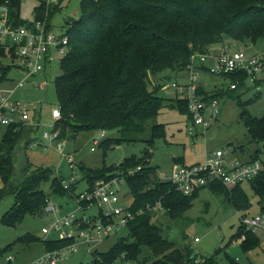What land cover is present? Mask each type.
<instances>
[{"label": "trees", "instance_id": "16d2710c", "mask_svg": "<svg viewBox=\"0 0 264 264\" xmlns=\"http://www.w3.org/2000/svg\"><path fill=\"white\" fill-rule=\"evenodd\" d=\"M14 4L16 11L13 15L19 19L18 24L31 22L20 13L22 3ZM63 4L60 2L53 8L51 23ZM80 8L81 17L67 22L70 50L61 62V75L54 80L59 89L62 113L58 126L62 138L93 129H118L120 137L104 140L106 151L112 144L139 141L147 129L148 120L159 115L165 100L159 96L163 84L156 81L158 74L166 73L165 80L177 78L193 54H208L209 47L223 42L225 37L233 41L230 43L248 41L255 47L264 43V0H81ZM42 9L44 4L40 3L36 10L40 13ZM206 68L203 66L205 72ZM12 69L0 61V81H6ZM220 76L230 79V83H238L237 88L239 84L248 86L246 74ZM259 83L257 81L256 85ZM236 89L229 85L227 90ZM199 93L207 101L223 94L208 92L203 85ZM175 104L188 113L186 100L178 99ZM240 107L251 139L264 141V116L253 117L245 103L240 102ZM24 132L23 129L11 131L0 142V179L3 184L0 200L9 194L15 198L13 208L4 218L9 225L19 224L27 215L41 214L50 196L43 191V183L52 182L53 194L70 196L61 186L64 176H53L51 168L38 166L31 170L26 166L22 177H17L13 153ZM163 136L165 124H153L151 137L146 139L147 148L140 157L128 156L115 169L104 167L98 172L82 167V179L88 180L89 184L99 179L124 177L135 197L132 206L127 208L133 216L124 227L128 229V236L120 238L106 252L94 251L91 264H115L123 256L124 260L138 261L145 246L152 250L153 258L146 257L140 264H216L219 251L199 260L192 254L191 245L177 247L165 238L164 227L155 220L157 210H164L174 219L181 217L201 190L187 195L158 178L157 167L150 161L155 138ZM255 158L251 156L250 160ZM138 166L141 167L139 171L127 175L130 169ZM249 183L264 214V170ZM243 184L227 189L215 181L210 187L224 193L237 209H249L250 200ZM242 234L243 226L237 236ZM25 238L18 241L27 240ZM28 240L37 238L31 236ZM70 242L47 239L44 244L46 251H54ZM259 243L257 235L247 232L241 245L251 250ZM8 249L6 247L1 252ZM231 264L236 263L232 261Z\"/></svg>", "mask_w": 264, "mask_h": 264}, {"label": "rangeland", "instance_id": "374dc122", "mask_svg": "<svg viewBox=\"0 0 264 264\" xmlns=\"http://www.w3.org/2000/svg\"><path fill=\"white\" fill-rule=\"evenodd\" d=\"M80 2L81 0H66L62 8L54 14L52 25L57 37L67 34L68 21L81 17ZM39 4L40 0H24L20 12L22 17L25 20H32L34 8ZM230 42L233 41L225 37L223 42L211 45L208 51L212 54L218 53L223 44ZM238 46L248 47L251 44L248 41L243 44L236 43L233 49ZM64 57L65 55L56 56L55 61L49 64L45 71L37 73L36 77L31 78L18 91V98L31 116L29 123L40 121L39 132L49 129L48 126L52 123L51 110L60 106L59 89L54 84V80L62 73L61 62ZM0 61L8 64V58ZM214 63V57L208 56L205 66L211 67ZM25 75L20 69H12L8 75L10 82L2 86L15 88L18 81L23 80ZM261 76L262 74L259 75ZM164 77H167L166 73L158 74L156 81L163 84L159 96L164 98L165 106L156 118L148 120L147 129L140 135L139 141L112 144V147L106 151L103 145L104 140L120 137L118 129L82 131L76 136L68 135L64 148L67 156H63L55 148H31L28 140L32 133L24 130L13 153L17 163V177H22L25 173L23 168L26 166H29L31 170L44 166L53 170V176L57 175V171L66 179L76 176L80 180V190L84 189L86 187V182L82 179L84 170L91 169L98 172L104 167L115 169L128 156L140 157L147 148L146 139L151 137L152 125L156 123L165 124V136L155 138L152 146L153 156L150 161L157 167L159 176L171 175L175 159L181 157L186 164H191L203 160L205 151L226 150L242 161H249L252 156L264 162V141L251 139L241 116L243 109L240 107V102L245 103L247 111L253 117L264 116V82L248 86L239 84L236 90H227L231 84L230 79L205 72L200 79L204 88L211 93L214 91V93L223 92V94L218 98L219 118L211 122L204 135L202 128L193 124L188 113L175 104L178 99L185 100V94L173 87L172 83L184 82V74H180L179 78L170 77L167 80ZM41 82L45 84L40 85ZM257 95L259 97L252 100ZM103 131L104 135H102ZM51 184V181L43 183V191L51 195L55 203L66 204L64 207L66 211H77V214L81 215L82 211L78 209L73 199L53 194ZM2 187L0 179V189ZM242 188L250 200L249 209H237L226 199L224 193L214 191L207 186L199 191L192 206L181 217L174 219L164 210H157L155 220L164 227L165 238L174 242L177 247L191 245L192 254L199 260L216 255L219 251L215 257L216 264H231L232 261L236 264H264V231H248L242 224L243 217L263 214L258 203L259 198L251 183H244ZM119 196L120 204L125 209L132 206L135 197L126 180L119 186ZM14 204L15 198L11 194L0 200V264H31L46 251L44 241L56 237L55 232L50 234L42 232L43 227L50 226L53 216L46 213L44 208L40 215H27L19 224L9 225L4 222V218L10 213ZM98 211L99 209L94 206L87 211V215H95ZM242 226L243 233H253L260 240L259 245L251 250L244 249L241 245L242 238L237 236ZM31 236L37 240H28ZM127 236L128 229L122 228L103 242L82 243L74 252L62 256L60 264H91L95 257L94 251L106 252L120 238ZM196 237L200 239L199 242H195ZM24 238L27 240L18 241ZM6 247L9 249L1 252ZM9 257H12V260H9ZM146 257L153 258V254L152 250L145 246L138 261L124 260L123 256L115 264H140V261Z\"/></svg>", "mask_w": 264, "mask_h": 264}, {"label": "built area", "instance_id": "2783aa9c", "mask_svg": "<svg viewBox=\"0 0 264 264\" xmlns=\"http://www.w3.org/2000/svg\"><path fill=\"white\" fill-rule=\"evenodd\" d=\"M24 0H2L0 2V60L8 58V64L13 69H20L26 75L18 81L15 88L3 87L10 82L0 81V142L11 131L23 129L30 131L28 143L31 148H55L63 156L67 139L61 137V127L58 121L62 118L61 107L51 110L52 123L47 131L39 132L40 121L29 123L30 114L23 107L18 98V91L23 88L37 73L45 71L47 66L55 61L56 56L66 55L70 50L69 37H57L52 30L51 12L53 8L65 0H40L44 9L39 13L34 8V18L31 22L18 24L13 11L17 3ZM21 20V19H20ZM227 43L221 46L218 53H195L184 68L185 81H174L173 87L185 94L188 113L195 126L202 128L205 135L213 120L219 118L220 108L218 99L205 100L199 93L201 76L205 73L203 66L208 56H213L215 63L207 67L212 75L237 73L246 74V84L256 85L264 82V43L260 47L251 44L248 47ZM206 67V66H205ZM262 74L261 77L259 75ZM45 84L41 82L40 85ZM238 83H231L230 88L236 89ZM104 131L102 135H104ZM27 143V144H28ZM95 143H98L95 141ZM141 169H130L127 175H134ZM264 170L261 159L242 161L232 156L229 151L217 150L207 152L205 158L199 162L186 164L175 161L171 175L159 176L162 181L174 185L178 191L190 195L213 182H221L227 189H231L256 179ZM57 177H61L57 171ZM125 180L122 176H115L110 180L99 179L93 184L85 180L86 187L80 190V180L76 176L62 178L61 186L68 191L82 214L77 211H64L66 204L55 203L51 195L46 199L45 212L52 215L50 226L43 227L44 234L56 233L54 239L71 241L60 250L45 251L31 264H60L61 257L74 252L82 243L103 242L110 235L124 228L130 219L131 212L120 204L119 186ZM68 197V196H67ZM96 206L99 209L95 215H87V211ZM242 224L248 231H264V214L253 217H243ZM242 240L247 238L243 233ZM195 242L200 239L196 237ZM12 260V257H9Z\"/></svg>", "mask_w": 264, "mask_h": 264}, {"label": "crops", "instance_id": "0c3cea01", "mask_svg": "<svg viewBox=\"0 0 264 264\" xmlns=\"http://www.w3.org/2000/svg\"><path fill=\"white\" fill-rule=\"evenodd\" d=\"M180 74H184V76H185V72H184V73L181 72ZM180 74H179V75H180ZM179 75H178V78H179ZM185 79H186V77H185ZM185 79H184V80H185ZM202 85H203V84H202ZM207 152H211V151H205L204 158H205V155H206ZM178 159H180V161L184 162V160H183L181 157L178 158ZM201 161H202V160H201ZM198 162H199V161H198ZM64 211H66L65 208H64Z\"/></svg>", "mask_w": 264, "mask_h": 264}]
</instances>
